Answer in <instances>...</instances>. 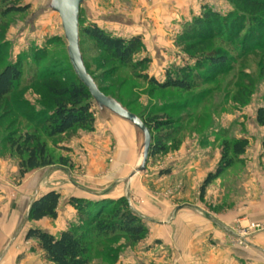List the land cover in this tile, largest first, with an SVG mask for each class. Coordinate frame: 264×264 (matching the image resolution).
Listing matches in <instances>:
<instances>
[{
	"label": "rangeland",
	"instance_id": "1",
	"mask_svg": "<svg viewBox=\"0 0 264 264\" xmlns=\"http://www.w3.org/2000/svg\"><path fill=\"white\" fill-rule=\"evenodd\" d=\"M10 3L27 10L5 18L0 14V71L16 63L23 70L19 88L0 103V234L15 230L9 220H2L3 214L9 218L18 213L23 228L18 227L14 233L23 235L14 240V247L21 252L17 264H26L29 256L47 264L35 244L24 238L35 224L25 216L30 204L54 190L60 194L58 219L51 222L54 232L78 227L71 199L80 196L78 199L94 201L86 190H115V185L103 184L108 180L107 167L113 166L116 152L126 154L133 144L134 169L142 160L144 137L131 123L110 111L101 112L95 103L92 130L73 129L60 136H48L45 119L54 109L48 85L63 87L76 77L61 19L50 9L51 0ZM255 21L260 22L257 31L252 26ZM79 24L81 28L97 25L117 38L142 39V48L130 66H123L90 37L81 35L84 59L107 96L116 98L143 119L170 122L167 129L151 132L156 140L159 135L173 138L163 144L164 152L149 157L146 170L137 175L139 183L149 186L157 198L165 196L172 208L182 203V196L191 193L198 211L215 216L242 212L253 208L254 203L264 205V127L257 122V112L264 107V9L257 13L234 0H85ZM217 50L226 52L231 60L226 67L214 70L205 61H209L210 52ZM183 68L203 77L199 88L188 92L160 90L145 79L163 83L168 74L178 77ZM28 136L44 144L52 164L30 170L22 178L20 165L27 155L20 157L14 146L23 145ZM242 139L247 142L244 153L212 182L203 197L200 186L182 185L190 182L188 172L203 166L215 170L223 144ZM125 184L126 181L117 184L121 195ZM110 191L108 198L94 202L105 201V209L113 206L120 198H109L113 193ZM138 198L133 191L131 201L127 200L144 218L143 240L130 246L123 237L103 243L92 238L91 264H117L128 248L146 245L153 228L150 221L156 216L144 213L146 208ZM231 229L239 235L240 242L249 238L252 242L263 225L241 218ZM9 244H0V256ZM161 244L155 241L145 250ZM110 247H114L113 251Z\"/></svg>",
	"mask_w": 264,
	"mask_h": 264
},
{
	"label": "trees",
	"instance_id": "2",
	"mask_svg": "<svg viewBox=\"0 0 264 264\" xmlns=\"http://www.w3.org/2000/svg\"><path fill=\"white\" fill-rule=\"evenodd\" d=\"M234 1L244 3L247 8L253 11L257 10V13L264 9V0ZM10 2L11 0H0V7L2 6L0 8V14L2 18L13 13H24L27 10V7H17ZM207 17L209 19L210 14ZM203 22H207V19H203ZM257 22H252L254 30H256V27L258 29L260 28V22ZM198 25L201 27L203 24L199 21ZM253 29L249 27V31ZM227 30L228 27H225V33H227ZM254 30L252 32H255ZM230 32H233L232 27H230ZM81 35L90 37L115 61L123 66H130L134 56L142 48V39L140 36H135L130 39L113 37L97 25H91L86 28L80 27V48ZM236 38L238 37L236 36ZM207 57L209 61L205 62L214 70L226 67L231 60V57L222 50L210 52ZM83 60L88 73L92 76L84 56ZM22 75V67L17 63L7 65L4 70L0 71V103L19 88ZM202 78V76L195 75L194 72L186 68L179 70L178 77L168 74L163 83L158 82L154 78L145 77L148 83L157 89L165 90L174 88L186 92L199 88ZM98 88L107 96L99 86ZM48 91L54 100L53 112L45 119L48 136H60L73 129L92 130L94 128L95 118L93 106L95 101L87 87L78 79L77 75L75 80L66 86L48 85ZM113 99L118 101L116 98ZM138 117L151 132H156L163 128L167 129L170 125L169 121L147 120L140 116ZM257 122L261 127H264V107L260 108L257 112ZM172 138V135L165 137L159 135L156 140L152 136L149 157L164 152L165 148L163 144L171 141ZM33 143H35V146L31 147L30 145ZM246 143V140L242 139L233 144L229 142L223 144L222 157L216 169L208 174L200 187L202 197L214 180L218 179L235 165V158L244 153ZM14 148H16L20 157L24 156V154L27 155V158L22 160L20 165V176L22 178L30 170L45 168L52 164L47 159V151L44 144L37 142L34 137L28 136L23 142V145L17 144ZM59 201L60 194L56 191H49L42 195L33 202L28 215L29 220L40 221L44 218L56 219L58 217ZM70 202L77 211V217L80 223L78 227L64 230L57 237L38 228H31L27 232L26 241L32 240L35 242L37 248L42 251L44 259L48 263L91 264L92 238H98L97 241L103 243L107 239L115 240L117 239L116 237H123L130 246L143 240L146 232L143 223L144 218L131 208L127 198H120L108 209H105V201L94 202L86 199L72 198ZM110 248L113 251L112 248L114 247Z\"/></svg>",
	"mask_w": 264,
	"mask_h": 264
},
{
	"label": "crops",
	"instance_id": "3",
	"mask_svg": "<svg viewBox=\"0 0 264 264\" xmlns=\"http://www.w3.org/2000/svg\"><path fill=\"white\" fill-rule=\"evenodd\" d=\"M158 13L159 10L156 12L157 17H159ZM130 138H132L131 135ZM132 145L131 149L126 151V154H120L119 151L116 152L113 166L107 167L109 171L108 180L103 184L110 183L113 184V187L114 185L117 187L115 190L111 187L113 191L111 196L114 197H109L111 199H119L125 195L131 201L134 191L136 198L139 195L138 199L144 203L143 206L146 209L143 212L156 216V220L150 221L153 228L150 231L146 245L144 244L142 247H135L134 249L128 248L121 254V259L117 264H264V205L254 203L253 208H244L242 212L239 210L234 214L227 210L228 212L215 216L214 214H204L198 211V203L192 198L190 193L182 196V203L172 208L165 196L157 198L150 191L151 189L149 190V186L145 187L137 181V176L130 182L126 180L127 178L125 177L130 175L133 170L131 167L135 163ZM199 168L202 169L196 170L194 173L188 172L190 176L187 178H191L190 182H182V185L184 184L186 188L193 185L201 187L208 174L214 171L209 170L206 166ZM185 172L186 170H184V175ZM124 181H126L124 195H121L119 194L121 187L117 186V184ZM86 191L95 201L108 198L107 193L110 190L105 193ZM77 197L82 198L80 196ZM29 212L25 216L28 217ZM18 217V213L15 212L10 214L9 218L8 215L5 217V214H3L2 220H9L12 223L11 228L16 230L21 226ZM241 218H247L251 222L263 225V229L251 239L252 242H250V238L240 242L239 235L231 231V226ZM57 219L58 217L56 219L44 218L40 221H33L35 224L29 229L38 228L57 237L62 231H59L58 234L55 233V226L51 223ZM22 228L23 223L20 229ZM14 232H3L0 234V244L8 245L11 242L9 246L3 249V254L0 256V264H17L21 252H18V249L14 247L16 243H14V240H20L23 232L17 234V236ZM27 232L25 237L23 236L25 241ZM155 241H159L162 244L158 247L154 245L155 247L145 250L146 246L153 245ZM26 242L33 241L29 240ZM35 247H37L36 244ZM42 258L45 260L43 253ZM26 259L28 261H26V264H44L39 258L37 261L32 256ZM45 262L47 261L45 260ZM47 264L50 263L47 262Z\"/></svg>",
	"mask_w": 264,
	"mask_h": 264
},
{
	"label": "water",
	"instance_id": "4",
	"mask_svg": "<svg viewBox=\"0 0 264 264\" xmlns=\"http://www.w3.org/2000/svg\"><path fill=\"white\" fill-rule=\"evenodd\" d=\"M83 3L84 0H51L50 9L56 12L61 19L62 28L67 41V52L73 70L78 79L89 90V93L93 97L95 104L98 106L100 111H110L117 117L131 123L143 134L144 147L142 160L126 179L128 182H130L134 177L146 170L152 146L151 131L137 115L128 111L115 99L102 93L93 77L88 73L80 48L79 19L80 8ZM33 202L30 204L29 211L33 205Z\"/></svg>",
	"mask_w": 264,
	"mask_h": 264
}]
</instances>
